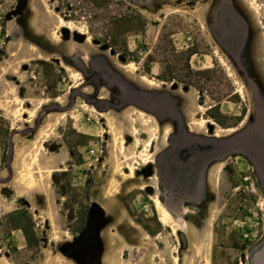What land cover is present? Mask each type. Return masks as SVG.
<instances>
[{"label":"rangeland","instance_id":"obj_1","mask_svg":"<svg viewBox=\"0 0 264 264\" xmlns=\"http://www.w3.org/2000/svg\"><path fill=\"white\" fill-rule=\"evenodd\" d=\"M202 259L264 264V0H0V264Z\"/></svg>","mask_w":264,"mask_h":264},{"label":"bare ground","instance_id":"obj_2","mask_svg":"<svg viewBox=\"0 0 264 264\" xmlns=\"http://www.w3.org/2000/svg\"><path fill=\"white\" fill-rule=\"evenodd\" d=\"M60 23H61L60 25H62L63 27H69V25L66 24V23H64L63 21H60ZM54 36H55V34H54ZM144 81L148 85H153V83L150 82V81H148L147 79H144ZM19 110H20V108H19ZM21 113H23V112L21 111ZM21 113H20V115H21ZM32 117H33V115H32ZM120 141L122 143V140L121 139H120ZM145 151H146V146H145ZM36 154L35 155L34 154H31L30 155V159H31L30 165L24 166V168L22 170L21 184H22V186L27 187L29 189L35 188L37 186L38 181H40L41 178H42V176H41L42 173L49 174L53 170L52 168L42 169L41 163H40V160H39V157H38V154L37 155ZM32 166L33 167L34 166H37L38 167V170L35 172V170L33 169ZM37 174L39 175L38 178L36 177ZM156 207H157V210H158L159 214L161 215V217L165 221L171 222V219H173L175 221V223L178 224L179 226L183 225V219H181V217L175 218V215L176 216L177 215H180V214L182 215V212L181 213L178 212V210L176 208V205H174L171 202H165L164 204H161V203L157 202V206ZM126 262H127V260H126ZM201 262L203 264L204 263V260L202 259Z\"/></svg>","mask_w":264,"mask_h":264}]
</instances>
